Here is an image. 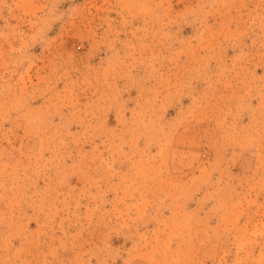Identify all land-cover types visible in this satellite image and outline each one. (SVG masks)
I'll return each instance as SVG.
<instances>
[{
  "label": "rangeland",
  "instance_id": "1",
  "mask_svg": "<svg viewBox=\"0 0 264 264\" xmlns=\"http://www.w3.org/2000/svg\"><path fill=\"white\" fill-rule=\"evenodd\" d=\"M0 264H264V0H0Z\"/></svg>",
  "mask_w": 264,
  "mask_h": 264
}]
</instances>
